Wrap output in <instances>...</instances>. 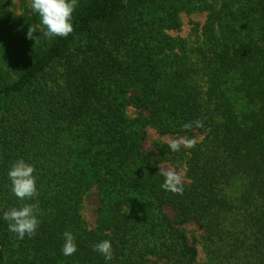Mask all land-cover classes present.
Here are the masks:
<instances>
[{
  "label": "trees",
  "instance_id": "obj_1",
  "mask_svg": "<svg viewBox=\"0 0 264 264\" xmlns=\"http://www.w3.org/2000/svg\"><path fill=\"white\" fill-rule=\"evenodd\" d=\"M184 11L206 12L193 48L168 33ZM72 23L48 38L30 0H0V264H198L191 223L214 264H264V0H78ZM149 127L195 147L145 150ZM21 158L33 200L10 190ZM179 160L183 195L159 174ZM93 190L95 226L83 215ZM25 203L40 224L21 240L2 217ZM103 240L111 260L93 251Z\"/></svg>",
  "mask_w": 264,
  "mask_h": 264
},
{
  "label": "clouds",
  "instance_id": "obj_2",
  "mask_svg": "<svg viewBox=\"0 0 264 264\" xmlns=\"http://www.w3.org/2000/svg\"><path fill=\"white\" fill-rule=\"evenodd\" d=\"M31 9L38 14L41 20L43 34L48 37H68L74 31L72 16L78 5V0H30ZM34 31L29 28L27 38L35 39ZM198 127H202V121H196ZM191 123L182 127L187 130ZM196 140L188 138H174L168 141V147L172 152H179L181 146L186 149L195 147ZM35 168L23 158L14 161L8 171L11 182L10 190L19 200H33L39 193L34 176ZM159 174L164 177L161 188L176 195H183V176L175 170L160 168ZM39 209L36 204L25 203L20 207H13L3 213V220L8 223V230L15 233L19 239L29 238L36 234L40 224L38 219ZM64 243L62 254L71 256L77 251L75 236L71 231L63 233ZM93 251L102 254L105 260L112 259V244L109 240H103L93 245Z\"/></svg>",
  "mask_w": 264,
  "mask_h": 264
},
{
  "label": "rangeland",
  "instance_id": "obj_3",
  "mask_svg": "<svg viewBox=\"0 0 264 264\" xmlns=\"http://www.w3.org/2000/svg\"><path fill=\"white\" fill-rule=\"evenodd\" d=\"M17 2V1H16ZM19 4V3H18ZM182 20V26L179 29L168 30V33L174 37H180L185 40L188 47L193 48L197 46L202 41V31L203 25L206 21V12L204 11H194V12H182L180 14ZM128 113L130 117L136 118L138 116V110L134 107L128 108ZM183 136H171L165 135L161 136L156 129L147 128V137L143 142V148L145 150H154L156 149L155 144L157 142H167L170 139L181 138ZM185 138V137H183ZM202 136L197 137V140H201ZM162 168L175 170L176 172L182 174L183 182H187L188 178L186 175V166L184 161L177 162H165L161 165ZM83 208V215L85 219L89 222L91 226H95L97 221V207L99 205V199L96 190H93L91 196L86 199ZM168 214L173 217L174 213L171 208H167ZM188 230L190 237L192 235H197L199 238L198 248L200 252L198 264H214L212 254H210L208 248L205 247L204 241L201 238L203 231L194 224H187L185 226Z\"/></svg>",
  "mask_w": 264,
  "mask_h": 264
}]
</instances>
